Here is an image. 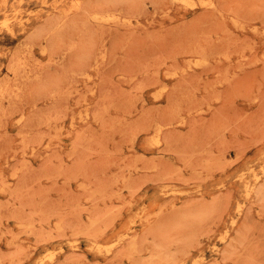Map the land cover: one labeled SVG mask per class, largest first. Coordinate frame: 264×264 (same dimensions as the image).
Here are the masks:
<instances>
[{
    "label": "rangeland",
    "instance_id": "obj_1",
    "mask_svg": "<svg viewBox=\"0 0 264 264\" xmlns=\"http://www.w3.org/2000/svg\"><path fill=\"white\" fill-rule=\"evenodd\" d=\"M0 264H264V0H0Z\"/></svg>",
    "mask_w": 264,
    "mask_h": 264
}]
</instances>
